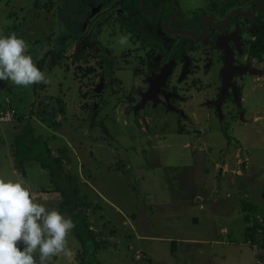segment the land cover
Instances as JSON below:
<instances>
[{
  "label": "rangeland",
  "instance_id": "374dc122",
  "mask_svg": "<svg viewBox=\"0 0 264 264\" xmlns=\"http://www.w3.org/2000/svg\"><path fill=\"white\" fill-rule=\"evenodd\" d=\"M85 3L97 1L0 0V36L15 33L24 39L29 45L27 54L51 80L43 90L45 84L25 88L0 81L1 105L8 107L3 101L12 102L22 119L33 105L31 119L16 125L0 124V178L22 182L36 201L50 210L57 209L71 219L72 215L80 216L77 223L84 231L83 238L87 237L84 224L88 223L106 244L101 249L90 241L82 245L74 228L67 238L72 259L51 257L48 264H82V256L84 264H264V245L257 243L260 236L239 218L243 214L253 219L255 211L264 216V59L257 60L256 76L250 74L255 67L247 71L251 78L245 88L243 112L247 120L242 125L228 113L222 115L225 121L221 116L216 118L206 106L212 97H205V93L197 100L190 94L194 102L187 101L181 107L190 116V125H169L176 116L170 119L161 103L148 107L145 113V107L141 108L134 119L127 107L135 102L129 100L113 115L121 105L116 104L109 113V103L81 97L70 79L65 80L58 69L51 71L52 61L59 63L58 51L75 46L79 29H74V24L87 22L84 32L92 26L93 8ZM56 6H60L59 11ZM139 14L147 18L144 9L139 8L138 18ZM103 18L97 14L94 19V36L105 46L104 53L115 59L122 55L123 45L118 37L110 36ZM48 52L54 53L51 57L55 59H49ZM155 92L156 87L151 90ZM179 112L182 117L181 109ZM257 112L259 116H255ZM144 117L148 125H141ZM28 125L35 129V136L42 135L52 155L62 163V172L70 175L73 181L69 188H78L77 197L90 205L87 218L79 215L83 211L79 201L78 208L74 209L72 202L65 205L68 211L63 210L64 197L56 190L63 184L60 171L53 176L51 167L43 169L36 161L25 162L24 172L16 168V149ZM257 125L261 126L254 128ZM36 146L45 149L41 140ZM239 157L250 160L246 172L237 165ZM46 159L49 161L48 156ZM219 187L229 193H214ZM248 189L256 194L249 197ZM244 202L254 204L255 211L242 209ZM193 217L200 219L197 226L192 225ZM145 234H152L159 242L147 241ZM249 234L256 240L253 246ZM166 238L171 242L165 243ZM176 240L174 255L172 242ZM216 240L231 245H212ZM202 241L209 244L199 245Z\"/></svg>",
  "mask_w": 264,
  "mask_h": 264
},
{
  "label": "flooded vegetation",
  "instance_id": "af4514ba",
  "mask_svg": "<svg viewBox=\"0 0 264 264\" xmlns=\"http://www.w3.org/2000/svg\"><path fill=\"white\" fill-rule=\"evenodd\" d=\"M96 1L84 4L93 8L92 26L84 32L87 22L74 24V29H79L75 46L59 50V63H51L52 73L58 69L80 89L81 97L109 103V113L113 106L121 105L113 115L131 100L135 105L127 109L132 117L135 114L134 119L143 107L145 113L148 107L165 104L170 119L176 116L169 125H190V116L181 107L194 102L190 94L197 100L205 93L212 97L206 106L216 118L228 113L238 124L247 120L243 112L246 83L251 78L247 71L255 67L252 71L256 74L257 60L264 59V0ZM139 8L147 18L137 17ZM97 14L104 16L111 37H128L122 55L115 59L104 53L105 46L94 36ZM51 55L55 54L47 57L55 59ZM130 81L132 85L127 84ZM59 84L62 86V81ZM154 87L156 92L151 93ZM180 109L182 117L177 115ZM146 122L144 117L141 125H148Z\"/></svg>",
  "mask_w": 264,
  "mask_h": 264
},
{
  "label": "clouds",
  "instance_id": "9594fccd",
  "mask_svg": "<svg viewBox=\"0 0 264 264\" xmlns=\"http://www.w3.org/2000/svg\"><path fill=\"white\" fill-rule=\"evenodd\" d=\"M119 43H128V37H120ZM28 48L15 33L0 36V81L25 88L51 83L27 54ZM3 102L9 105L0 104L1 110H9L11 102ZM74 228L70 217L37 202L22 182L0 178V264H48L49 258L61 255L70 260L67 238Z\"/></svg>",
  "mask_w": 264,
  "mask_h": 264
},
{
  "label": "trees",
  "instance_id": "16d2710c",
  "mask_svg": "<svg viewBox=\"0 0 264 264\" xmlns=\"http://www.w3.org/2000/svg\"><path fill=\"white\" fill-rule=\"evenodd\" d=\"M48 7V6H47ZM54 6L52 5L51 8H53ZM50 53L52 52H48L47 54L50 55ZM53 54V53H52ZM81 56H84V52L81 51ZM86 75V74H84ZM47 85L45 84L44 86H42V90L46 87ZM54 98H50V100ZM56 99H59L56 98ZM48 99H46L45 101H47ZM50 103V101H48ZM51 104V103H50ZM33 105H31V109H30V113L27 114L24 116V118L22 119V117H20L19 115V110L18 108L14 107L13 105H11V112H13V120H11L10 122H5V123H11L9 125H12V124H15L20 121V122H24V119L28 118V119H31V116L33 115ZM5 123H2L1 124H5ZM54 124L56 122H53ZM29 126V127H28ZM27 126V129H26V132L23 136H21V139H20V143L18 145V148L16 149V168L17 169H20V171L24 172V168H23V164L25 162H30V161H36V162H39L41 167L43 169H49V167H51V172L54 176V172L57 171L58 174H59V171L61 174H59V176L63 177V179L60 181L63 182V184L66 182V185L63 186V184H58L57 187H56V190L58 192H60L62 194V196L64 197V204H63V210L64 211H68L69 209H65V205H70V203L74 202V206L76 208H78L76 202L79 201L78 204H80V207L83 208V211L79 214V215H82L85 214V216H83L84 218H87V214H88V210H89V207L90 205L85 203L82 199V201L80 200L78 196L79 194V189L78 188H69V182L70 181H73L70 177L69 174H65L63 173L61 170L63 167H62V163L56 158L54 157V155H52L51 153V150L48 146V144L44 141L43 137L37 135L35 136V129L31 126V125H28ZM226 135V134H225ZM18 139V141H19ZM32 139V140H30ZM22 140V142H21ZM41 140L43 145H44V150H40L37 148L36 146V143ZM18 143V142H17ZM46 156H48L49 158V161L46 159ZM21 165V166H19ZM71 183V182H70ZM68 192H71L73 193L72 194H68ZM76 197V200L73 199V197ZM255 208L254 204H250V203H243V209L246 211V210H249V211H253ZM255 211V210H254ZM256 216L257 214H260L258 213V211H255L253 212ZM69 215H71V213H69ZM73 216V222L75 224V234L74 236L79 240V242H81V244H85V242L87 241H90L94 244V246L96 248H100L101 245H106L104 243L103 240H100L97 238V234H95L94 232H92L90 230V226L88 223H85L84 224V229L85 231H87V237L83 238L84 237V231L81 229V227L78 225V219L80 216H76V215H72ZM75 216V217H74ZM81 217V218H83ZM261 218L264 220V216L261 215ZM252 232L253 234L255 235H258L260 236V241H257V243H261L262 245H264V223H260L258 218L255 217V222H253V226H252ZM249 238L251 240V244L253 245L254 244V241H256L254 239V237L252 236V234H249ZM106 248V247H105ZM105 248H102V249H105ZM82 264H84V257L82 256Z\"/></svg>",
  "mask_w": 264,
  "mask_h": 264
},
{
  "label": "crops",
  "instance_id": "0c3cea01",
  "mask_svg": "<svg viewBox=\"0 0 264 264\" xmlns=\"http://www.w3.org/2000/svg\"><path fill=\"white\" fill-rule=\"evenodd\" d=\"M257 80H260L259 79V77H257ZM11 105H13L12 104V102H11ZM30 109H31V107H30ZM256 114H258V112L256 113ZM255 116H259V115H255ZM15 125V124H14ZM261 125H257V126H254V128H259ZM245 149V148H244ZM249 158L247 157V158H245L244 160H241V157H239L238 159H237V165H240V166H242V168H243V170L246 172L250 167H251V165L249 164ZM252 161V160H251ZM236 165V166H237ZM235 166V167H236ZM252 169H254V166H253V164H252ZM254 173V172H253ZM221 178H222V174H220L219 175ZM240 176H242V175H240ZM232 186H234V184L232 185ZM237 186V185H236ZM213 192L214 193H216V192H219V193H229L228 191H227V189H221V187H219V188H216V189H214L213 190ZM248 192H249V197H252V195L253 194H256V192H253V191H251V190H249L248 189ZM227 196H229V194H227ZM110 201V200H109ZM218 202V204L220 203V200L219 201H217ZM111 203V202H110ZM240 209V208H239ZM243 209V208H242ZM201 210H202V208H201ZM258 215H261V214H257V216ZM256 216V217H257ZM239 218L240 219H242V221L244 222L243 224L245 225V227H247V226H249V225H252L253 226V222H255V217L252 219V217H250V216H245V215H240L239 216ZM193 224L192 225H194V226H197L198 225V223H199V221H200V219L198 218V217H193ZM135 233V235L137 234V232L135 231L134 232ZM146 236H144V238H146L147 239V241H150V242H159V240H158V238H155V237H153L152 236V234H145ZM194 241H196L197 239H193ZM185 241V240H184ZM171 242V238H166V242L165 243H170ZM223 242L224 243H227V244H229L227 241H225V240H216V241H213L211 244L212 245H216V246H224V245H222L223 244ZM176 243V244H175ZM172 244H173V251L171 252L172 254H174L175 255V252L178 250V241L176 240V241H174V242H172ZM205 244H209V242L208 241H202V242H200V244L199 245H205ZM229 245H231V244H229ZM251 246H253V245H251ZM253 253H254V251H253ZM264 254V250H263V252H262V255Z\"/></svg>",
  "mask_w": 264,
  "mask_h": 264
},
{
  "label": "built area",
  "instance_id": "2783aa9c",
  "mask_svg": "<svg viewBox=\"0 0 264 264\" xmlns=\"http://www.w3.org/2000/svg\"><path fill=\"white\" fill-rule=\"evenodd\" d=\"M7 118H9L7 121H11L13 118V112H11V110L2 111L0 108V122H6L5 119ZM258 220L261 224L264 223V220L261 217H259Z\"/></svg>",
  "mask_w": 264,
  "mask_h": 264
},
{
  "label": "water",
  "instance_id": "95a60500",
  "mask_svg": "<svg viewBox=\"0 0 264 264\" xmlns=\"http://www.w3.org/2000/svg\"><path fill=\"white\" fill-rule=\"evenodd\" d=\"M254 70H255V69H254ZM250 72H251V71H250ZM250 74H251V75H253V76H256V74H255V73H253V74H252V73H250ZM254 74H255V75H254ZM248 83H250V82H248Z\"/></svg>",
  "mask_w": 264,
  "mask_h": 264
}]
</instances>
